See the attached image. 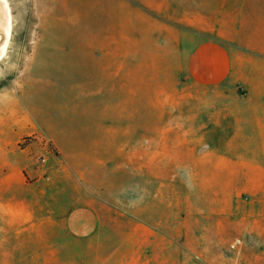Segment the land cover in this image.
<instances>
[{"label": "crops", "instance_id": "obj_1", "mask_svg": "<svg viewBox=\"0 0 264 264\" xmlns=\"http://www.w3.org/2000/svg\"><path fill=\"white\" fill-rule=\"evenodd\" d=\"M40 19L54 39L48 77L23 82L26 114L0 111V264H86L112 243L101 235L103 194L76 182V153L87 143L97 164L117 163L118 101L134 98L135 70L148 98L150 54L165 50L180 88L158 129L173 135L151 155L149 113L128 115L141 120L142 171L196 182L194 212L236 222L249 237L242 264H264V0H54ZM34 92L46 105L34 107ZM32 134L60 160L37 165V148L19 147ZM210 190L214 210L201 206Z\"/></svg>", "mask_w": 264, "mask_h": 264}, {"label": "rangeland", "instance_id": "obj_2", "mask_svg": "<svg viewBox=\"0 0 264 264\" xmlns=\"http://www.w3.org/2000/svg\"><path fill=\"white\" fill-rule=\"evenodd\" d=\"M7 1L15 31L8 49L12 61L0 67V95L6 93V86L11 84L6 99L2 101L4 96H0V107L7 106L6 113L10 116L26 114L18 102L20 97L25 98L26 105H23L30 109L32 92H22L23 82L48 77L45 62L50 61L48 46L54 39L42 34L46 21L40 17L44 16L47 7L51 12L54 0ZM45 2L50 5L46 6ZM72 25L77 27V22ZM124 41L125 38L119 37V43ZM134 42L140 43L139 38L135 37ZM169 59L167 50L150 54L149 87L146 88L145 83L143 86L147 99H141L137 70L131 80L134 98L119 99L117 163L100 166L95 158L101 151L87 146V143H83L79 155L76 153V182L81 185L78 181L81 179L86 187L103 194L101 235L112 242L103 244L97 254L86 252V264H242L243 241L249 237L228 218L222 224L216 214L194 212L197 195L204 193L197 190L196 182L157 180L152 173L148 176L142 171L143 134L138 131L141 120L136 121L135 116L132 122L128 115L129 112L141 113L143 107L149 113L151 155L157 151L159 140L164 141L166 136L173 135L158 129L159 115H162L163 124L167 114L166 95L180 88L179 78L167 67ZM33 63L42 64L40 74L35 73L37 69ZM34 93V107L46 105L48 94ZM54 150V154L47 157L46 165L52 159L60 160V151ZM37 154L38 150L33 151V155ZM54 163L56 166L60 164ZM212 193L210 190L207 193L210 198L201 202L203 208L214 210L216 204ZM77 264H81L80 259Z\"/></svg>", "mask_w": 264, "mask_h": 264}, {"label": "bare ground", "instance_id": "obj_3", "mask_svg": "<svg viewBox=\"0 0 264 264\" xmlns=\"http://www.w3.org/2000/svg\"><path fill=\"white\" fill-rule=\"evenodd\" d=\"M14 31L15 29L13 27L12 10L10 8L9 2L7 0H0V67L4 63H11L12 61V56L10 55L8 49L10 48L11 39L14 35ZM1 75L2 74H0V77ZM5 77L6 75L4 76V79ZM0 81H2L1 78ZM10 86L11 84L7 85L6 88L9 89ZM6 88H3L2 90ZM8 89H6V93L0 95L2 97L4 96L2 98V101L6 99L5 96H7V93H10L9 91H7ZM0 109V111L5 109L7 110L8 107H3V105H1Z\"/></svg>", "mask_w": 264, "mask_h": 264}, {"label": "built area", "instance_id": "obj_4", "mask_svg": "<svg viewBox=\"0 0 264 264\" xmlns=\"http://www.w3.org/2000/svg\"><path fill=\"white\" fill-rule=\"evenodd\" d=\"M32 145H34L38 150V154L35 156L36 164L40 167L45 166L47 157L53 155L55 152L54 146L49 141L36 134H32L30 136L22 138L19 143V147L21 149H25ZM46 174V172L42 173L43 176H46Z\"/></svg>", "mask_w": 264, "mask_h": 264}]
</instances>
